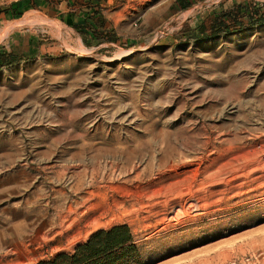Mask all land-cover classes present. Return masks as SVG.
<instances>
[{
  "label": "rangeland",
  "instance_id": "374dc122",
  "mask_svg": "<svg viewBox=\"0 0 264 264\" xmlns=\"http://www.w3.org/2000/svg\"><path fill=\"white\" fill-rule=\"evenodd\" d=\"M40 1L0 0V264L122 224L144 264H264V24L247 17L264 0H98L78 25ZM223 4L243 19L210 29Z\"/></svg>",
  "mask_w": 264,
  "mask_h": 264
},
{
  "label": "trees",
  "instance_id": "16d2710c",
  "mask_svg": "<svg viewBox=\"0 0 264 264\" xmlns=\"http://www.w3.org/2000/svg\"><path fill=\"white\" fill-rule=\"evenodd\" d=\"M251 20L250 25L264 24V10L259 12L256 9L254 18ZM224 22V20H220L215 23L214 29L223 28ZM198 37L197 29L187 27L178 33L177 40L184 42L190 38ZM4 62L11 63V60ZM1 66L2 64H0ZM36 264H144V262L133 243L129 227L122 224L98 230L91 234L85 242L76 245L72 252L58 253L52 258L39 261Z\"/></svg>",
  "mask_w": 264,
  "mask_h": 264
},
{
  "label": "crops",
  "instance_id": "0c3cea01",
  "mask_svg": "<svg viewBox=\"0 0 264 264\" xmlns=\"http://www.w3.org/2000/svg\"><path fill=\"white\" fill-rule=\"evenodd\" d=\"M191 1L192 0H173L172 2H170V0H168V6L173 3L172 6H175V8L183 9L187 7ZM97 2L98 0H41L36 4V6L34 5V7H38L43 11L49 12L53 15V17H55V19L61 20V22L63 21L65 25H78L84 20L97 19V13H95L96 10H98ZM153 7L154 8H152L151 11L156 12L158 6H156V4H153ZM262 9L264 10V7ZM243 10L244 9L242 8V5L241 7H239L238 4L232 6L223 4V9H221L219 12L217 11L214 15L212 14V26L209 28L213 29V25H216L215 23L220 20H224L226 23H228V21L231 19V22H233L234 20L237 22L239 20H242L243 18L238 17L239 14L243 12ZM150 12H147L143 15V17L140 18L141 31L153 30L155 25H157L158 23L156 15L153 17ZM247 17L253 19L254 13L250 16L247 15ZM190 29H197V31L202 30V32L207 30L206 28H204L203 24H200L199 26L194 28L191 27ZM29 50H32V48L29 47L28 51ZM26 51L27 49L23 47L22 53H25Z\"/></svg>",
  "mask_w": 264,
  "mask_h": 264
},
{
  "label": "bare ground",
  "instance_id": "6f19581e",
  "mask_svg": "<svg viewBox=\"0 0 264 264\" xmlns=\"http://www.w3.org/2000/svg\"><path fill=\"white\" fill-rule=\"evenodd\" d=\"M69 209H71V208H69ZM69 212H70V211H69ZM73 212H74V211H73ZM68 214L71 215V213H68ZM60 215H61V214H60ZM58 216H59V215H58ZM59 217H61V216H59ZM57 218H58V217H57ZM69 218H70V217H69ZM69 218L67 217V219H69ZM58 219H59V218H58ZM58 219H57V220H58ZM62 219L65 220L66 217H65V218L62 217ZM52 220H53V219H52ZM53 221H55V220H53ZM62 222H63V221H62ZM65 222H66V220H65ZM65 222H64V224H65ZM60 223H61V220H60ZM47 224H48V223H47ZM61 224H62V223H61ZM59 225H60V224H59ZM62 225H63V224H62ZM62 225H61V226H62ZM69 225H70V224H69ZM69 225H68V226H69ZM42 226H43V225H42ZM53 226H54V225H53ZM63 226H64V225H63ZM35 228H36V227H35ZM36 229L38 230V227H37ZM30 230H31V229H30ZM31 231H32V230H31ZM34 231H36V230L34 229ZM37 232H38V231H37ZM42 232H44V231H42ZM39 233H40V232H39ZM44 233H45V232H44ZM44 233H43V234H44ZM41 234H42V233H41ZM27 235H28V233H27ZM25 236H26V235H25ZM29 236H30V235H29ZM39 236H40V235H39ZM40 237H41V236H40ZM26 238H27V237H26ZM27 240H28V239H27Z\"/></svg>",
  "mask_w": 264,
  "mask_h": 264
}]
</instances>
